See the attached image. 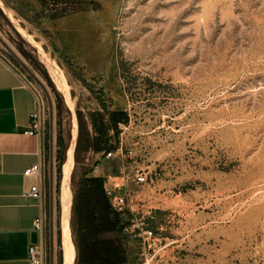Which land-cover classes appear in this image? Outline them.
<instances>
[{"label":"rangeland","instance_id":"rangeland-1","mask_svg":"<svg viewBox=\"0 0 264 264\" xmlns=\"http://www.w3.org/2000/svg\"><path fill=\"white\" fill-rule=\"evenodd\" d=\"M2 1L69 85L80 126L69 179L73 264H84L74 192L95 165L105 192L127 194L125 214L111 213L118 229L101 235L120 251L105 263L264 264V0ZM0 57L47 108V262L63 264L72 111L1 9ZM136 173L147 181L136 184Z\"/></svg>","mask_w":264,"mask_h":264},{"label":"crops","instance_id":"crops-1","mask_svg":"<svg viewBox=\"0 0 264 264\" xmlns=\"http://www.w3.org/2000/svg\"><path fill=\"white\" fill-rule=\"evenodd\" d=\"M34 109L32 89L0 57V264H29V247L40 242L41 234L34 228V220L41 206L27 196L39 178L24 175L37 162L44 164L43 209L48 219L52 214L50 147L46 144L45 131L42 136L25 134ZM90 173L100 176V168L95 172L91 169ZM50 234L47 221V249L51 245ZM45 264H51L50 260L47 262L46 258Z\"/></svg>","mask_w":264,"mask_h":264},{"label":"trees","instance_id":"trees-1","mask_svg":"<svg viewBox=\"0 0 264 264\" xmlns=\"http://www.w3.org/2000/svg\"><path fill=\"white\" fill-rule=\"evenodd\" d=\"M103 133V129L99 131V135H104ZM99 140L101 143L106 141ZM79 143L80 126L76 150ZM95 149L98 150V148ZM106 203L110 208L102 177L89 175L88 172L83 174L77 191L74 192L73 204L79 227V241H75V246L80 257L84 259V264H108L105 262L110 257L113 258L120 254L119 248L115 246L116 241L101 237L105 232L118 229L117 221L111 215L119 214L112 208L108 213V209L105 207Z\"/></svg>","mask_w":264,"mask_h":264},{"label":"built area","instance_id":"built-area-1","mask_svg":"<svg viewBox=\"0 0 264 264\" xmlns=\"http://www.w3.org/2000/svg\"><path fill=\"white\" fill-rule=\"evenodd\" d=\"M19 74L22 76L26 85L32 89L35 95V109L30 114L29 127L25 131V134L42 136L45 131L47 117L46 105L36 86L25 75L21 73ZM121 151V146H118L115 150L108 151L106 153V157H111L112 155H115L116 153H119ZM128 153H131V151H129ZM43 168V162H37L24 171L25 176L34 175L39 178V181L31 186L29 192L27 193V196L37 200L41 206V210L34 220V228L41 234V239L38 244H34L29 247V264H45L47 258L45 229L48 221V216L43 209L44 199L46 196V189L43 183L45 180ZM97 169L98 166L95 165L94 167H92V172H95ZM132 181H134L136 184H142L147 181V176L143 173H136L133 176ZM119 190L120 189L116 190V187L112 190L106 189V193L108 195L112 210L119 215H123L125 214L128 206L127 194ZM125 230H128V228L126 227Z\"/></svg>","mask_w":264,"mask_h":264},{"label":"bare ground","instance_id":"bare-ground-1","mask_svg":"<svg viewBox=\"0 0 264 264\" xmlns=\"http://www.w3.org/2000/svg\"><path fill=\"white\" fill-rule=\"evenodd\" d=\"M0 5L3 6L7 16L17 25L18 21L15 19L12 10L3 5L0 0ZM19 30L37 46L38 50L41 53L42 60L46 65L53 81L55 82L57 88L63 92L65 99L69 102L71 108L73 107V103L69 97V85L66 81L64 73L61 67L58 66L56 60L46 51L42 49V46L39 42L35 41L33 37L27 33L24 29L19 27ZM76 137V124L73 123L72 129V139L70 145L67 149V159L62 166L63 172V189H62V201H63V216H62V250H63V264H73L75 259V247L70 235L69 228V216H70V207L72 202V194L69 188V179L71 175V171L74 165L73 158V147L74 140Z\"/></svg>","mask_w":264,"mask_h":264},{"label":"water","instance_id":"water-1","mask_svg":"<svg viewBox=\"0 0 264 264\" xmlns=\"http://www.w3.org/2000/svg\"><path fill=\"white\" fill-rule=\"evenodd\" d=\"M2 1V0H1ZM2 3H3V5L4 6H6L5 5V3L2 1ZM7 7V6H6ZM8 8V7H7ZM0 9H1V11L5 14V16L9 19V21L13 24V26L17 29V31L20 33V34H22L24 37H25V39L27 40V42L31 45V46H33L36 50H37V52L41 55V53H40V51L38 50V48H37V46H35V44L33 43V42H31L20 30H19V28H18V26L19 27H21L22 29H24L25 31H26V29L18 22L17 23V25L7 16V14H6V12H5V10H4V8H3V6L2 5H0ZM16 19V18H15ZM17 20V19H16ZM27 32V31H26ZM28 33V32H27ZM34 39V38H33ZM35 40V39H34ZM36 41V40H35ZM42 46V45H41ZM42 49L44 50V51H46L43 47H42ZM47 52V51H46ZM58 66L60 67V65L58 64ZM69 97H70V99H71V95H70V90H69ZM66 100V99H65ZM72 101V100H71ZM66 102H67V104L69 105V108H70V110L72 111V120H73V123H75L76 124V137H75V140H74V147H73V158L75 157V150H76V145H77V140H78V134H79V125H78V120H77V117H76V113H75V111H74V108L72 107L71 108V106H70V104H69V102L66 100ZM66 156H67V151H66ZM65 159H67V157L65 158ZM62 189H63V180H62V186H61V199H62ZM62 201V200H61ZM61 210H62V216H63V201H62V203H61ZM61 236H62V217H61ZM62 245H63V242H62ZM63 251V250H62Z\"/></svg>","mask_w":264,"mask_h":264}]
</instances>
